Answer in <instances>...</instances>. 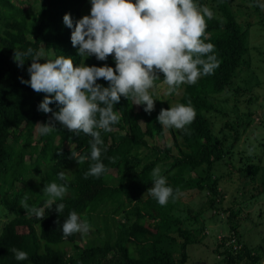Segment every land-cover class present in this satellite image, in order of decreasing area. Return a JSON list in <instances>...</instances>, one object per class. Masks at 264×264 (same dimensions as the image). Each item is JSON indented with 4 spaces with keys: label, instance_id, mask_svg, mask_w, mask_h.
Here are the masks:
<instances>
[{
    "label": "trees",
    "instance_id": "1",
    "mask_svg": "<svg viewBox=\"0 0 264 264\" xmlns=\"http://www.w3.org/2000/svg\"><path fill=\"white\" fill-rule=\"evenodd\" d=\"M233 1L194 0L214 13L213 19L205 18V42L214 44L221 62L214 74L201 76L195 84L181 85L166 100L154 101L150 114L144 111L145 106L137 110L130 98L121 97L114 106L121 117L119 123L112 126L111 132L101 130L104 151L100 160L107 172L99 178L85 179L93 162L89 159L78 164L71 153L90 155L92 138L82 132L77 136L58 123L51 133H39V138H35V125L48 122L52 114L37 110L45 94H37L20 82L21 77L30 78L27 68L31 57H26L24 67L20 68L13 56L14 50L26 51L29 47L41 52L44 44L47 58H41L40 63L64 55L73 59L74 66L85 63L102 67L106 63L115 68L111 56L106 61H98L95 56H78V48L71 44L72 29L63 24L65 14L71 15L74 25L90 15V0H0V215L4 212L7 219L0 220V264H184L187 246L196 244L198 237L182 227L183 219L174 214L173 198L166 206H160L150 195L146 196L153 184L152 171L157 166L174 189L175 198L182 192H206L210 207L228 214L230 233L218 242L215 250L223 264L262 262L260 250L255 252L242 240L239 231L242 209L223 206L226 192L222 191L221 183L225 175L216 173L217 163H228L227 158L233 154L241 139L240 129L252 122L246 124L238 119L226 123L234 131L233 143L228 147L229 136L222 138L214 131L215 117L236 112L241 118L238 96L242 88L235 87V83L238 75L251 66V23L238 20ZM159 78L154 89L162 83V73ZM97 83L108 86L103 79ZM252 88L247 86L243 91L249 93ZM221 94L226 103L234 101L233 108H218ZM189 101L196 116L187 126V133L167 128L172 145L151 144L148 139L165 138L166 128L157 121L160 110L176 104L187 105ZM49 107L58 110L55 104ZM114 169L116 175L110 173ZM238 172L250 175L255 182L259 175L264 176V166L248 161ZM60 173L64 174L63 180ZM52 182L66 185L67 194L46 209L42 220L27 216L20 201L27 196L29 206L42 207L47 199L42 189ZM60 203L65 208L58 215L55 207ZM71 211H76L90 225L93 215L121 217L114 240L105 237L82 247L77 240L79 233L65 239L60 225ZM176 235L185 241L179 244ZM234 238L243 243L240 250L230 243ZM12 248L26 252L27 259L17 261Z\"/></svg>",
    "mask_w": 264,
    "mask_h": 264
},
{
    "label": "clouds",
    "instance_id": "2",
    "mask_svg": "<svg viewBox=\"0 0 264 264\" xmlns=\"http://www.w3.org/2000/svg\"><path fill=\"white\" fill-rule=\"evenodd\" d=\"M90 15L74 22L70 14H65L63 24L72 29L71 44L78 48L77 55L95 56L98 61L112 57L115 68L106 63L102 67L74 66L73 59L60 55L40 63L41 52L29 47L26 51L14 50L13 61L23 68L26 57H31L27 68L29 79L20 82L35 93H44L38 111L52 114L46 123L35 126L41 135L51 133L58 123L77 136L84 133L92 139L90 155L72 152L71 156L82 164L91 160L85 179L99 178L107 168L101 162L103 132H111L112 126L121 117L114 111L121 97L131 99L137 106H145L144 111L154 110L151 89L155 82L167 85L171 95L183 85L195 84L201 76L214 74L220 66L215 54V46L206 43V19L214 13L207 6L200 7L194 0H90ZM264 9V4L259 5ZM203 38V39H202ZM103 79L107 87L97 83ZM55 104L57 111L49 105ZM196 112L189 101L187 105L176 104L169 109H161L157 117L159 125L175 128L187 133V126L195 119ZM190 134V133H188ZM153 184L147 193L160 206H166L170 198H175L174 189L167 184V178L160 174L157 166L152 171ZM59 178L64 179L60 173ZM66 185L46 183L42 193L47 197L42 207L29 206L28 197L20 201L27 216L43 219L46 209L57 199L67 194ZM176 193L179 189L175 190ZM65 205H56L58 213ZM59 224V220L56 221ZM63 237L67 239L76 233H87L90 224L82 220L76 211H71L60 225ZM17 261L27 259V253L16 248L10 250Z\"/></svg>",
    "mask_w": 264,
    "mask_h": 264
},
{
    "label": "rangeland",
    "instance_id": "3",
    "mask_svg": "<svg viewBox=\"0 0 264 264\" xmlns=\"http://www.w3.org/2000/svg\"><path fill=\"white\" fill-rule=\"evenodd\" d=\"M19 3L17 1V4ZM261 4H264L261 0H234L232 2V8L238 16V20L242 23H251V66L246 67L238 75L235 83V87L242 88V92L238 96L240 100L238 114L241 118L236 116V112H230L227 117H215L213 121H215L214 131L218 136L222 138L225 135L229 136L227 147L233 143L234 131L227 128L226 123L228 121L235 123L238 119H243L246 124L252 121L250 126L240 129L241 139L233 149V154L227 158L228 163H217L216 173L225 175L221 183L222 191L226 192L222 202L223 206L242 209L240 214L242 225L239 229L241 235L243 234L242 240L255 252L257 249L260 250L259 252L263 256L260 264H264V176L259 175L253 182L250 175L238 172V168L243 167V164L248 161L264 166V9L259 6ZM41 54V58H47L44 44ZM247 86H253L249 93L243 91ZM167 88V85L161 83L157 88L151 89L152 98L155 101L170 98L171 95L167 94ZM222 95L218 96L220 100L217 104L218 108L225 109V106L233 108L234 101L226 103L225 96ZM136 108L139 110L140 106L136 105ZM249 113L254 114L252 117L246 115ZM35 138H39L37 128ZM148 141L161 147L172 145V138L167 128L164 139H148ZM233 165L237 168L232 169ZM110 173L116 175V170L114 169ZM227 175H230L229 178ZM172 200L176 205L174 214L183 219L182 227L196 233L198 237L196 244L187 246L184 264H223L215 250L218 242L230 233L227 222L228 214L224 210L219 213L212 209L208 203L206 192H182L180 196ZM112 217L93 215L90 230L87 233L78 234L79 245L84 247L105 237L111 241L114 240L118 223L122 218ZM5 219L4 212H2L0 220L5 221ZM176 236L179 244L185 241L184 238ZM230 243L235 250H240L243 245L238 242V238H234ZM59 247L64 248L63 245ZM68 250L71 254L74 253L71 246ZM241 264H246V262Z\"/></svg>",
    "mask_w": 264,
    "mask_h": 264
}]
</instances>
